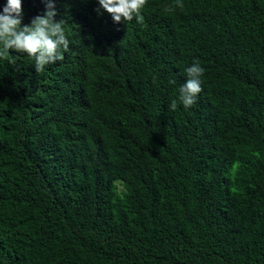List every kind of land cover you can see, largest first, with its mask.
Returning a JSON list of instances; mask_svg holds the SVG:
<instances>
[{
    "label": "trees",
    "instance_id": "16d2710c",
    "mask_svg": "<svg viewBox=\"0 0 264 264\" xmlns=\"http://www.w3.org/2000/svg\"><path fill=\"white\" fill-rule=\"evenodd\" d=\"M55 4L62 60L0 55V264H264V0Z\"/></svg>",
    "mask_w": 264,
    "mask_h": 264
},
{
    "label": "clouds",
    "instance_id": "9594fccd",
    "mask_svg": "<svg viewBox=\"0 0 264 264\" xmlns=\"http://www.w3.org/2000/svg\"><path fill=\"white\" fill-rule=\"evenodd\" d=\"M45 6L43 15L23 25L22 0H6L0 10V55L11 53L23 54L34 62L36 72L64 58L63 53L69 49V39L65 31V22L57 21L55 0H41ZM99 13L106 12L113 22L125 25L143 19L142 11L146 0H96ZM205 69L199 60H194L185 69L186 79L179 87L178 100L170 104L172 111L178 105L185 109L192 108L203 91L202 77Z\"/></svg>",
    "mask_w": 264,
    "mask_h": 264
}]
</instances>
